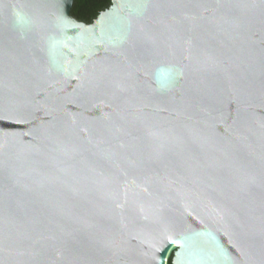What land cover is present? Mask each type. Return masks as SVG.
I'll return each instance as SVG.
<instances>
[{
	"label": "water",
	"instance_id": "95a60500",
	"mask_svg": "<svg viewBox=\"0 0 264 264\" xmlns=\"http://www.w3.org/2000/svg\"><path fill=\"white\" fill-rule=\"evenodd\" d=\"M0 0V264H264V0Z\"/></svg>",
	"mask_w": 264,
	"mask_h": 264
},
{
	"label": "trees",
	"instance_id": "16d2710c",
	"mask_svg": "<svg viewBox=\"0 0 264 264\" xmlns=\"http://www.w3.org/2000/svg\"><path fill=\"white\" fill-rule=\"evenodd\" d=\"M111 5V0H74L70 15L86 24H90L104 10ZM171 263V259L168 261Z\"/></svg>",
	"mask_w": 264,
	"mask_h": 264
}]
</instances>
